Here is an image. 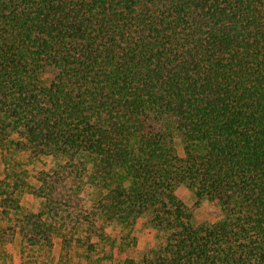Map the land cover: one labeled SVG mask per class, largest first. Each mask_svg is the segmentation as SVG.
<instances>
[{
  "label": "trees",
  "instance_id": "1",
  "mask_svg": "<svg viewBox=\"0 0 264 264\" xmlns=\"http://www.w3.org/2000/svg\"><path fill=\"white\" fill-rule=\"evenodd\" d=\"M182 186L221 216L195 223ZM76 251L264 264V0H0V264Z\"/></svg>",
  "mask_w": 264,
  "mask_h": 264
},
{
  "label": "rangeland",
  "instance_id": "2",
  "mask_svg": "<svg viewBox=\"0 0 264 264\" xmlns=\"http://www.w3.org/2000/svg\"><path fill=\"white\" fill-rule=\"evenodd\" d=\"M53 70H48L45 73L44 77L50 78L52 76ZM175 147L179 155L183 156V148L182 143L180 141V136L175 135ZM26 156V153L22 154ZM53 164V160L51 158H45L43 160L37 161L36 163L28 166V169L31 170V175L28 177L27 181L31 184H37L35 178L33 177V173L36 170L40 169H49ZM179 193L184 199V201L194 209V222L202 223L206 221H215L221 216L220 208L214 203L209 202L208 200H202L199 204H197L196 199L193 196V193L186 187L182 186L179 188ZM40 200L35 199L31 196L29 190H26L22 195V204L29 209H37L40 205ZM138 239L136 244L130 246L127 250V255L140 258L144 254H146L149 250L153 249L156 246L157 239L152 233H149L147 230L141 229L138 232ZM61 246L59 242H56L54 246V255L56 260H59ZM79 251H76L74 254V259L77 264H79L83 259L79 255ZM83 264L85 262L83 261Z\"/></svg>",
  "mask_w": 264,
  "mask_h": 264
}]
</instances>
